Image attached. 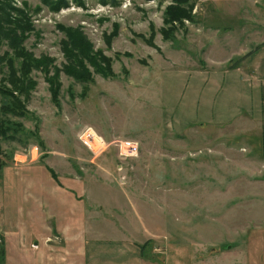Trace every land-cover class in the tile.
I'll return each mask as SVG.
<instances>
[{
    "label": "rangeland",
    "instance_id": "rangeland-1",
    "mask_svg": "<svg viewBox=\"0 0 264 264\" xmlns=\"http://www.w3.org/2000/svg\"><path fill=\"white\" fill-rule=\"evenodd\" d=\"M84 1L56 14L40 5L22 44L53 59L59 90L55 104L33 70L28 114L11 117L27 139L0 138L8 239L42 245L50 227L76 264L80 242L92 264H264V0H193L191 18L171 22V0ZM57 24L79 29L112 76L88 63L91 81L68 76ZM6 53L15 59L2 42ZM84 128L113 143L109 151L84 147ZM120 143L135 151L120 155ZM2 222L0 263L11 264Z\"/></svg>",
    "mask_w": 264,
    "mask_h": 264
},
{
    "label": "trees",
    "instance_id": "trees-1",
    "mask_svg": "<svg viewBox=\"0 0 264 264\" xmlns=\"http://www.w3.org/2000/svg\"><path fill=\"white\" fill-rule=\"evenodd\" d=\"M39 1L40 4L31 9L28 3L22 0L21 7L14 6V0H0V44L5 42L13 51L15 59L20 60L16 63V60L9 57L7 53L0 56V138L5 141L20 142L27 139V131L23 125L12 120L11 117L21 118L28 114L26 103L30 98L31 91L36 86V81L31 77L33 70L44 74L51 99L57 104L59 69L52 65L53 59L46 56L36 58L22 46L26 35L34 30L33 16L40 12L41 6L46 7L50 13L56 14L60 10L68 8L70 4L77 7H84L85 4L84 0ZM99 2L103 5H117L118 0H99ZM171 2L172 5L166 10L168 22L191 18L193 0H171ZM56 28L65 34L60 46L66 61L63 71L68 76L80 82L91 81L86 63L94 66L98 72H102L105 76H112L108 66L106 73L101 66V62H105L106 59L103 56L96 57V54L99 53H93L90 42L79 29L73 30L60 24H57ZM50 66L53 69L52 75H50ZM31 135L37 138L36 133L31 132ZM53 178H56L54 173ZM3 253V248L0 245V262Z\"/></svg>",
    "mask_w": 264,
    "mask_h": 264
},
{
    "label": "crops",
    "instance_id": "crops-1",
    "mask_svg": "<svg viewBox=\"0 0 264 264\" xmlns=\"http://www.w3.org/2000/svg\"><path fill=\"white\" fill-rule=\"evenodd\" d=\"M237 26H238V22L236 19H234V24L230 25L229 28H231V27L237 28ZM260 69H261V71H259L258 75L264 76V62H261ZM263 98H264V91H263ZM262 113H263L262 153L264 156V106H262ZM11 183H12L11 179H8L5 186L8 184H11ZM52 194L55 196L54 190H52ZM11 206L15 207L13 204H11ZM2 223L3 224L9 223V225L5 226V227H7V229L9 228V230H4V235H5V247H6V250L8 249L7 260L13 259L11 264H28V262L25 261L27 259L35 260L37 264H76L77 262H80V259H77V258H74L73 260L67 259L69 253H70V255L72 253V252H70L71 244L65 240L68 244V247H61L59 245L60 242L57 241V238H59V237L51 236L50 234H47V233L51 232L50 227H49V230L46 233V235L42 238V245H39L36 243L34 238L29 239L28 236L25 237L23 234L18 235L17 239L15 241L13 239H8L9 233H10V228H11L12 224L9 221V219L7 218V216H4V220ZM69 239H71V238H69ZM26 244H27V246H25ZM87 244H88V242H87ZM87 244L85 245V243L80 242L79 245L76 246L75 253L77 254L78 257H79V255L82 256L83 264H92L93 259H92L91 254L87 252L88 251ZM11 245H13V248L10 249ZM33 245L37 248H33L32 247ZM12 250L13 251L15 250L17 252V257L16 256H13V257L9 256L10 252ZM78 251H80V253ZM29 254H33V256H28ZM92 255L94 257H97L93 253H92ZM140 259L141 258L139 257L137 261H140ZM7 264H9V263L7 262ZM106 264H109V263H106Z\"/></svg>",
    "mask_w": 264,
    "mask_h": 264
},
{
    "label": "built area",
    "instance_id": "built-area-1",
    "mask_svg": "<svg viewBox=\"0 0 264 264\" xmlns=\"http://www.w3.org/2000/svg\"><path fill=\"white\" fill-rule=\"evenodd\" d=\"M78 141L86 147L94 156H100L109 151L111 144L106 142L101 136L91 128H84L81 130L80 134L77 137ZM126 147H124V146ZM119 153L120 155L126 154L124 151L129 152L130 155L135 151L133 143H120L119 144Z\"/></svg>",
    "mask_w": 264,
    "mask_h": 264
}]
</instances>
